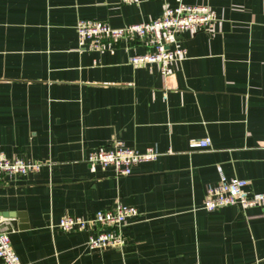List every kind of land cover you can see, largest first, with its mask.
<instances>
[{
  "label": "crops",
  "instance_id": "obj_1",
  "mask_svg": "<svg viewBox=\"0 0 264 264\" xmlns=\"http://www.w3.org/2000/svg\"><path fill=\"white\" fill-rule=\"evenodd\" d=\"M182 2L217 22L180 37L186 58L163 77L128 63L146 52L139 42L80 52L75 26L144 23L174 0H0V155L39 165L0 179L21 264H264V209H202L218 169L264 194V0ZM206 138L209 149L189 151ZM115 142L159 156L128 177L92 171L88 153ZM117 202L139 211L122 251L90 252L88 232L56 228Z\"/></svg>",
  "mask_w": 264,
  "mask_h": 264
},
{
  "label": "built area",
  "instance_id": "obj_2",
  "mask_svg": "<svg viewBox=\"0 0 264 264\" xmlns=\"http://www.w3.org/2000/svg\"><path fill=\"white\" fill-rule=\"evenodd\" d=\"M123 3H138L139 0H122ZM175 6L165 7L163 14L150 21L112 28L108 23L93 20H78L75 26L79 51L113 54L121 41L139 42L145 48L144 54L130 56L132 66H157L163 77L170 75V66L182 62L187 51L180 44V37L187 32L210 30L217 22L213 10L206 4L186 5L182 0H174ZM97 62H94V65ZM209 139L191 140L189 151L209 149ZM159 153L148 148L144 152L125 147L115 142L111 146L99 147L85 158L94 171L97 167L104 170L111 167L115 177H128L133 167L140 163L155 160ZM39 165L18 159H8L0 155V179L27 176L36 172ZM219 181L205 187L202 209L214 212L224 207H236L241 213L247 209H264V194L249 190V182L241 179L227 180L220 169ZM139 216L134 207L119 202L112 208L93 213L88 217H64L56 228L62 232H88L85 248L90 252L107 250L122 251L127 240L123 233L129 220ZM15 232L9 219L0 216V260L4 264H21L15 254L10 235Z\"/></svg>",
  "mask_w": 264,
  "mask_h": 264
},
{
  "label": "water",
  "instance_id": "obj_3",
  "mask_svg": "<svg viewBox=\"0 0 264 264\" xmlns=\"http://www.w3.org/2000/svg\"><path fill=\"white\" fill-rule=\"evenodd\" d=\"M3 217H7L8 215H2ZM25 217V215L24 214H22V213H19L18 214V218L19 219H21L22 221H23V218ZM21 229H27L28 228V225L27 224H23V225H21V227H20Z\"/></svg>",
  "mask_w": 264,
  "mask_h": 264
},
{
  "label": "rangeland",
  "instance_id": "obj_4",
  "mask_svg": "<svg viewBox=\"0 0 264 264\" xmlns=\"http://www.w3.org/2000/svg\"><path fill=\"white\" fill-rule=\"evenodd\" d=\"M191 33H193V32H191Z\"/></svg>",
  "mask_w": 264,
  "mask_h": 264
}]
</instances>
